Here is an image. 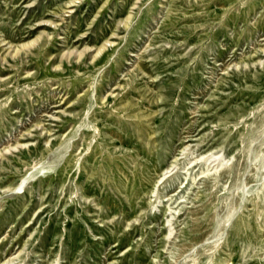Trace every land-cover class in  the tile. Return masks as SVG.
Returning a JSON list of instances; mask_svg holds the SVG:
<instances>
[{"label": "rangeland", "instance_id": "1", "mask_svg": "<svg viewBox=\"0 0 264 264\" xmlns=\"http://www.w3.org/2000/svg\"><path fill=\"white\" fill-rule=\"evenodd\" d=\"M69 1L0 0V264H264V0Z\"/></svg>", "mask_w": 264, "mask_h": 264}, {"label": "bare ground", "instance_id": "2", "mask_svg": "<svg viewBox=\"0 0 264 264\" xmlns=\"http://www.w3.org/2000/svg\"><path fill=\"white\" fill-rule=\"evenodd\" d=\"M74 0H71V1H69V3H72ZM133 7H134V5H133ZM133 7H132V9H133ZM135 9V8H134ZM132 17V13H130V12H128L127 13V15L125 16V18H124V20L122 21V23H123V25L125 24V22H127V20H129V18H131ZM132 20V19H131ZM48 21V20H47ZM130 22V21H129ZM132 22V21H131ZM125 26V25H124ZM41 34V33H40ZM114 34H112L111 35V37L113 36ZM36 40V39H35ZM32 43H34V41H31V42H27V43H22V44H20V45H17L16 47H14V48H12V50L8 53V57H10V58H15V57H18L19 56V54L20 55H24L25 53H27V47L30 45V44H32ZM113 43V42H112ZM108 44H110V42L108 41V40H105L99 47H97V48H95L94 49V51H95V54L94 55H97V54H99V52H101V50L106 46V45H108ZM32 46V45H31ZM88 48V47H87ZM81 49V48H80ZM86 49V48H85ZM10 49H8L7 51H9ZM69 51V50H68ZM71 51V50H70ZM80 51V50H79ZM81 52V51H80ZM7 53V52H6ZM62 54H64L63 52H62ZM68 54V53H67ZM71 54V53H70ZM81 54L82 53H77L76 52V58H80V56H81ZM94 55H93V58H94ZM62 56V55H61ZM66 57V56H65ZM68 57H69V55H68ZM2 60H5V57H2L1 58ZM3 78V77H2ZM1 78V79H2ZM26 144H15L14 146H13V149L14 148H16V147H18V146H25ZM10 146V145H9ZM186 148H188V147H183L182 148V151L184 150V149H186ZM7 149H9V148H7ZM12 149V150H13ZM9 151V150H8ZM211 153V152H210ZM213 154H215V153H213ZM207 154H204V156H206ZM208 155H210L209 153H208ZM216 155V154H215ZM203 156V155H202ZM212 157V156H211ZM206 158H207V156H206ZM205 158V159H206ZM213 158V157H212ZM220 158V157H219ZM218 158V159H219ZM201 159H203V158H201ZM219 161H221V159L219 160ZM224 161V160H223ZM222 161V162H223ZM225 162H227V161H225ZM218 163V162H217ZM219 164H221V163H219ZM218 164V165H219ZM216 165V164H215ZM222 165H225V164H222ZM221 165V166H222ZM219 167V166H218ZM218 167H216V168H218ZM224 168V167H223ZM222 168V169H223ZM172 169V168H171ZM169 170H170V168H169ZM163 171V170H162ZM161 171V172H162ZM204 171V170H203ZM203 171H202V174H204L203 173ZM218 172V171H217ZM167 173V172H166ZM214 173V172H213ZM219 173V172H218ZM163 175V174H162ZM161 175V176H162ZM170 175H171V173H170ZM215 175V177H216V175H217V173H215L214 174ZM208 176V175H207ZM206 176V177H207ZM193 177V176H192ZM166 178V177H165ZM22 179L23 178H19L18 179V181L16 182V184L14 185V186H12V187H6L5 188V190H18V188H20V186L22 185L21 184V181H22ZM160 179V178H159ZM163 180H164V178H163ZM192 181H194V178H192V180L191 181H189V183H188V185H190V184H192ZM156 183L157 182H155V185H156ZM160 183V182H159ZM158 183V184H159ZM194 183V182H193ZM156 188H157V186H156ZM155 188V189H156ZM16 192V191H15ZM152 192H154L153 190H152ZM17 193H20V192H18L17 191ZM164 214H166V213H164ZM128 225V224H127ZM129 226V225H128ZM19 254V253H18ZM5 260V259H4ZM8 260H10V259H8ZM8 263H9V261H7ZM1 263V262H0ZM2 264H6L5 262L4 263H2Z\"/></svg>", "mask_w": 264, "mask_h": 264}]
</instances>
